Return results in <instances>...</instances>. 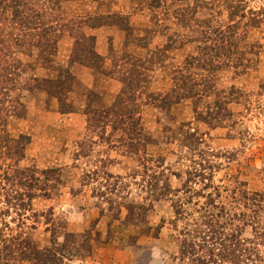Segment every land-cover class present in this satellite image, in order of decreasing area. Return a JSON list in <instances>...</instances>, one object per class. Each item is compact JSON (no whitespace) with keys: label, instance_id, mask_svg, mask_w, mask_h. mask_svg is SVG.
<instances>
[{"label":"rangeland","instance_id":"rangeland-1","mask_svg":"<svg viewBox=\"0 0 264 264\" xmlns=\"http://www.w3.org/2000/svg\"><path fill=\"white\" fill-rule=\"evenodd\" d=\"M224 1L51 0L54 54H17L0 126V264H264V0L241 3L206 95L173 83ZM60 69L59 104L23 81Z\"/></svg>","mask_w":264,"mask_h":264},{"label":"trees","instance_id":"trees-1","mask_svg":"<svg viewBox=\"0 0 264 264\" xmlns=\"http://www.w3.org/2000/svg\"><path fill=\"white\" fill-rule=\"evenodd\" d=\"M226 3L227 0L224 1V4ZM230 3L233 4H230L226 9L228 12L229 23L222 26L217 24L215 19H211L209 24L205 25L206 28L202 30L205 35L204 47H199L198 55L194 56L191 61L186 60L184 68L178 70V76L173 77L174 88L180 91L179 94L176 95V99H179L178 97L180 95H182V98H194L206 95L213 88L210 83L212 80L211 76L215 69L227 65L226 63L221 64V62L214 60V58L220 59V56L224 55V51L236 47L235 39L239 29L238 26L239 23L245 19L244 12L240 14V16L238 15L242 8L241 3L243 6L244 0H232ZM52 4L54 3H52L51 0H0V96L2 95L1 98L4 97L6 102L10 104L5 109L0 108L2 112L5 111L3 114H1L0 111V126H2V122L4 123V117L7 118L11 112L13 113L15 111V105H12L10 93L12 94L13 91L16 89L18 90V88L12 86V83L10 85L9 82L13 81L12 76L19 78V72L25 75L24 69L20 68L24 66L17 54L31 56L32 53H35L40 59L45 60L54 54L56 40L49 37V31H52L53 28L46 23H42V20H40L41 17H46L49 10H52ZM54 6H56V4ZM249 11L250 15L253 16V19L250 18V21L252 20L254 23L262 22L261 19L262 16H264V9L258 10L257 13L252 10ZM238 16L241 19L235 21L234 17ZM34 17H37L36 22L33 20ZM248 26L256 27L251 23ZM5 50H7V52H4ZM241 54L244 55V53ZM200 55L207 56V58L201 60L202 58ZM232 55L237 54L232 53ZM75 59L79 61L78 58ZM242 60V58H234V60H230L231 67L246 70L247 65L244 64ZM87 61L88 59L86 62ZM94 65L91 62H88L90 68H93ZM191 69L204 72L205 75L191 72ZM182 72H189L186 78L182 77ZM63 77L71 81L74 79L68 71L60 69L59 74L55 79L39 78L34 75H29L25 77L23 81L27 85L31 81L35 84H39V88H42L43 91L57 97L59 104L63 93H67L71 90V83L65 81ZM122 83L125 84L124 81ZM127 89H130V87L126 85L124 89L121 90L119 96L120 100L121 97L125 96V93H127ZM26 90H30V88ZM16 103L17 105L20 104V102ZM19 139H23V137L20 136ZM256 196L258 197L259 202L258 207H260L264 198L259 194ZM196 225L197 224L195 223L194 226L196 227ZM192 233L195 234L194 231ZM194 238H197V236ZM207 238L209 237L207 236ZM231 259L233 260L231 264H238V260L235 262V259L237 258L231 257ZM194 261L196 262V260ZM197 261L199 264H204L199 260Z\"/></svg>","mask_w":264,"mask_h":264}]
</instances>
